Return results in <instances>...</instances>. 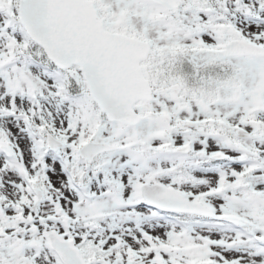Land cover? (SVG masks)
I'll list each match as a JSON object with an SVG mask.
<instances>
[{"label":"snow or ice","instance_id":"snow-or-ice-1","mask_svg":"<svg viewBox=\"0 0 264 264\" xmlns=\"http://www.w3.org/2000/svg\"><path fill=\"white\" fill-rule=\"evenodd\" d=\"M0 264H264V0H0Z\"/></svg>","mask_w":264,"mask_h":264}]
</instances>
